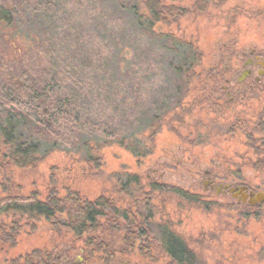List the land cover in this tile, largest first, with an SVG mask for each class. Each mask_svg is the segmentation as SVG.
<instances>
[{"label": "rangeland", "instance_id": "obj_1", "mask_svg": "<svg viewBox=\"0 0 264 264\" xmlns=\"http://www.w3.org/2000/svg\"><path fill=\"white\" fill-rule=\"evenodd\" d=\"M121 1L62 0L59 15L54 18L36 20L27 16L23 32L31 40L54 37L63 56L79 61L77 64L88 74L82 93L90 119L108 122L129 134V123L135 122L133 118H142L148 107L156 108L154 92L169 90L165 77L171 76L168 62L173 57L161 58L158 50L149 48L150 44L144 37L140 38L139 29L121 8ZM263 6L264 0H185L177 5L182 17L172 29L186 33L199 47L202 60L198 70L211 74L221 60L228 59L227 51L236 49L239 53L252 44L263 48L260 41L264 42V25L246 18L248 11ZM98 51L103 57L99 58ZM86 58L90 61L85 62ZM235 63L238 62L234 60ZM129 75L138 76L142 84L139 105L134 104L130 88L125 86V82L129 84ZM115 86H119L118 91ZM214 86L213 81H204V86L193 87L185 100H213V107L208 102L187 106L180 114L174 110H170L169 116L156 113L158 119L147 120L138 133L134 132V138L144 140L148 148L145 156L136 157L126 146L110 144L97 134H82L75 146H48V156L36 170L15 172L19 192L37 193L45 198L56 187L63 197L78 198V194L84 201L92 202L101 196L120 200L131 198L118 193L122 187L120 179L123 182L128 175L136 174L146 184L168 182L205 200L231 199L227 193L221 197L214 191L205 192V187L210 186L207 171L217 185L238 182L239 177H244L248 186L262 190L264 177L257 171L261 163L258 165L254 156L257 150L250 149L246 131L250 132L249 124L255 127L264 111V83L257 98L247 94L243 101L238 96L229 104H226L228 100L225 103L215 100L214 95L218 94L212 92ZM90 153L96 160L89 157ZM253 156L255 161L245 160ZM227 170L233 174L229 179L218 177V173ZM235 172L241 176L234 175ZM156 195L159 199L156 208L160 209L157 222L170 221L189 238L191 246L203 232L217 237L213 243L202 245L205 261L264 264V208L255 211L243 208L239 218L235 210H222L217 205L209 209L189 205L170 189ZM50 232V227L42 224L20 236L14 249L5 245L0 249H9L10 258L44 250L52 240Z\"/></svg>", "mask_w": 264, "mask_h": 264}, {"label": "trees", "instance_id": "obj_2", "mask_svg": "<svg viewBox=\"0 0 264 264\" xmlns=\"http://www.w3.org/2000/svg\"><path fill=\"white\" fill-rule=\"evenodd\" d=\"M183 1L120 2L131 24L139 29L140 38L144 37L150 44L149 48L158 50L161 58L173 57L168 62L171 76L165 77L169 90L154 92L156 108L148 107L142 118H133L135 122L129 123L128 134L121 127L90 119L82 93L88 74L77 64L79 61L72 56H63L54 37L31 40L23 32V21L27 16L36 20L54 18L59 15L62 0H0V247L5 245L14 249L20 236L42 224H47L51 232L58 234L70 231L80 235L94 231L98 218L106 215L109 198L104 196L92 202L84 201L78 194V198L61 196L56 187L45 198L37 193L24 195L19 192L15 172L36 170L46 160L48 146H75L82 134L92 133L104 137L110 144L126 146L136 157H143L148 148L144 140L134 137L144 122L158 119L156 113L169 116L170 110H174L180 114L187 106L208 102L214 106L206 99L194 98L185 102L190 90L204 86L210 74L198 70L202 60L199 47L187 38L186 33L172 29L175 21L182 17L177 5ZM98 55L103 57L100 52ZM86 61L90 59L86 58ZM137 77L129 75V84L125 82V86L130 88L134 104L139 105L142 84ZM249 128L246 136L251 141L250 149L257 150L254 153L256 161L264 167V111L255 127L249 124ZM254 156L245 160L255 161ZM91 159L96 160V157L93 155ZM257 171L264 177V170ZM240 172L234 175L239 177ZM222 174L224 179L233 175L230 170ZM239 179L245 181L246 178ZM120 182L123 185L119 193L130 191L131 198L143 197L142 186H139L143 183L141 176L130 174ZM134 184L137 186L132 187ZM89 245L94 244L90 242ZM8 251L0 249V255H3L0 264H61L48 260L47 252L42 249L13 258L8 256Z\"/></svg>", "mask_w": 264, "mask_h": 264}, {"label": "flooded vegetation", "instance_id": "obj_3", "mask_svg": "<svg viewBox=\"0 0 264 264\" xmlns=\"http://www.w3.org/2000/svg\"><path fill=\"white\" fill-rule=\"evenodd\" d=\"M246 15L251 21L264 25V6L250 10ZM260 43L264 42L260 41ZM258 45H246L248 48L239 53L236 49L227 51L228 59L219 62L208 80L209 83L211 80L215 84L211 89L214 94H218L214 95L215 100L221 103L228 100L226 104H229L234 103L238 96L241 101L247 94L255 95L256 98L259 96L258 90L264 83V45L263 48H259ZM234 60L239 64H234ZM207 91H210V88ZM228 96L231 97L226 99ZM258 170H264V167L260 166ZM206 176L210 186L205 187V192L214 191L221 197H225L227 193L232 198L205 200L168 182L149 184L143 182L139 185L143 189L142 198L121 197L120 200L109 198L106 215L98 218L94 231L90 230L80 235L70 231L59 234L50 232L52 240L44 248L47 259L61 264H211L210 260L205 261L201 249L202 245L213 243L217 237L213 238L214 235L203 232L198 240L192 243L194 246H191L189 238L177 231L170 221L165 219L164 224L157 222L160 220L157 216L160 209L156 208L159 206L156 203L159 200L156 198V193L170 189L189 205L204 206L206 209L211 205H217L222 210H235L237 216L241 218L243 208L260 210L264 208V202L252 205L250 198L244 201L242 197L233 196L239 195L238 192L231 191L246 187L248 193H264V188L257 191L260 188L255 190L239 178L238 182L233 180L217 185L212 180L211 172L207 171ZM218 177L224 179L223 174L218 173ZM134 186L137 185H132ZM226 186L229 188L226 189ZM125 195L129 196L130 191H124L123 196ZM58 235L59 240H57ZM116 236L118 239H115ZM90 242L94 245L90 246Z\"/></svg>", "mask_w": 264, "mask_h": 264}, {"label": "water", "instance_id": "obj_4", "mask_svg": "<svg viewBox=\"0 0 264 264\" xmlns=\"http://www.w3.org/2000/svg\"><path fill=\"white\" fill-rule=\"evenodd\" d=\"M226 189L229 187L226 186ZM231 192H238L239 195H233L234 197H242V199L245 201L246 199L250 198L252 205H256L257 203H263L264 202V193H254L250 192L248 193V188L242 187L237 190H233Z\"/></svg>", "mask_w": 264, "mask_h": 264}]
</instances>
